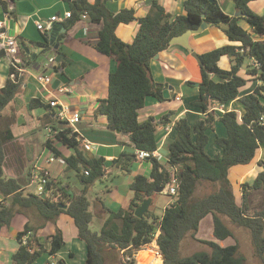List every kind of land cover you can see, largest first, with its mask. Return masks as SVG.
<instances>
[{
    "label": "trees",
    "instance_id": "16d2710c",
    "mask_svg": "<svg viewBox=\"0 0 264 264\" xmlns=\"http://www.w3.org/2000/svg\"><path fill=\"white\" fill-rule=\"evenodd\" d=\"M67 1L72 16L61 22L62 26L69 28L81 14L86 13L92 23L101 24L94 48L114 60L108 75L107 95L98 100L94 115L104 116L110 131L126 132L134 150L151 151L158 147L157 123L151 118L138 121V111L148 96L164 100V85L153 80L150 60L170 46V38L187 29L197 28L206 21L218 26L220 23L227 24L223 31L236 44H226L199 54V78L189 80L187 84L197 83L199 94L192 103L201 109L202 114L192 125L185 117L176 122L177 136L167 144L166 160L146 159L151 162V171L148 176L136 174L133 177L130 183L133 196L128 207L115 211L105 208L107 215L100 229L95 231L90 228L93 211L87 197L88 188L94 181L102 179L106 164L129 171L136 161L135 153L122 152L110 162L104 157L85 155L80 149L78 133L65 122L59 127L50 105L39 97H32L27 103L28 109L44 108V117L41 118L46 126L51 127L53 140L72 153L65 156L62 150L52 145L53 140L47 139L45 144L55 157H63L64 172L78 175L82 189L75 194H67L58 181L46 176L42 192L44 197L42 193L26 189L33 173L31 170L24 172L23 158L15 160L10 152L18 141L12 129L17 117L13 102L24 81L21 68H33L38 54L32 58L26 51L25 43L20 41L18 46L26 62H9L7 78L0 87V229L9 225L16 212L28 217L16 234L19 245L11 255L12 264H29L42 254L45 248L35 232L46 222H56L62 214L73 219L77 237L85 244L86 259L83 264H106V254L112 249L120 255L118 264H125L126 255L131 256L133 249L142 248L154 237L163 255L161 264H247L233 227L248 232L254 255L264 264V170L259 171L251 181L241 183L240 205L235 200L228 177L230 167L249 163L259 144L264 142V15L251 9V0H232L240 14L238 17L224 14L216 0H185L184 13L173 19L156 1H153L149 13L140 18L135 16L132 8H123L117 13L109 11L105 5L107 0ZM2 5L4 10L9 11L8 2L2 1ZM239 18L248 23L250 31L238 24ZM132 21H137L138 27L133 40L127 43L116 35L115 30L120 23ZM252 33L258 38H253ZM64 34L59 33L56 39L61 40ZM49 39V33L45 32L42 33V41L35 43L42 46L41 52L52 48ZM59 51L60 48L54 52ZM222 56L230 58L232 65L229 70L219 67L218 60ZM3 57L0 51V58ZM246 58H251L253 62L246 74L255 76L258 84L252 92L239 98L242 106L240 118L234 110L220 112L212 109L215 104L226 105L238 97L239 88L247 81L238 73ZM64 65L62 61L59 67ZM59 67L53 68L58 70ZM208 74L219 79L216 81ZM168 115H164L162 122ZM216 120L224 125L226 135L215 136L214 141L221 152L211 156L205 147L209 141L208 131L214 128ZM81 168L83 173L80 175ZM86 171L88 174H85ZM172 171H175L179 181L173 200L164 207L160 216L147 210L142 217H136L135 208L146 197H153L156 188H164ZM39 176H44L42 171ZM31 213L39 218L38 225L31 224ZM208 214L212 215L214 237L217 240L231 237L234 242L222 246L217 240L196 238L199 223ZM188 236L207 249L182 254L181 244ZM49 243L48 252L55 255L64 244L61 229H55L49 236ZM44 264L66 263L59 258L54 263L47 261Z\"/></svg>",
    "mask_w": 264,
    "mask_h": 264
},
{
    "label": "crops",
    "instance_id": "0c3cea01",
    "mask_svg": "<svg viewBox=\"0 0 264 264\" xmlns=\"http://www.w3.org/2000/svg\"><path fill=\"white\" fill-rule=\"evenodd\" d=\"M88 1L93 2V0ZM153 1L162 5L169 13L171 19L184 13L185 0H107L105 5L107 9L113 13H117L123 8H132L135 11V16L140 18L149 13ZM11 2L12 6L10 10L6 11L0 0V20L4 21L5 31L16 39L17 44L20 41L25 43L29 49V54L37 51L39 45L35 43L42 41V32L36 28V21L47 19L54 14L62 15L64 11L70 10V4L67 0H11ZM216 2L223 13L229 17L240 16L232 0H216ZM249 6L257 14L264 15V0H251ZM65 20L59 22H64ZM206 23L204 28L197 33L191 34L189 37V43L196 53L200 54L202 52H207L226 44H236L228 39V36L223 31V28L220 27V24L218 26L212 23ZM238 24L243 29L250 31L248 23L243 18H239ZM137 27V21H132L127 24L120 23L116 27L115 32L124 42L129 43L133 40ZM100 28L101 24L92 23L88 16L85 19L80 16L73 25L67 29L65 28V34L61 40L55 39L58 46L56 48L52 46L50 49L54 55L50 56L53 59L49 67H59L62 61L65 62V65L58 68V72L61 73V80L59 79L60 83L58 87L56 89L54 88L52 91L42 87L35 80V77L41 73L33 74L30 69L22 67L24 81L21 91L14 99L13 107L16 109L17 113L19 112V108L23 107L28 111V115L31 118L37 117V120L43 123L44 119L41 117H44L43 113L45 109H28L27 103L29 99L32 97H39L44 103H48L51 98L57 99L59 106H67L71 111L80 113V121L77 127L81 130L78 133L81 151L89 157H104L107 162H110L117 158L122 152H135V150L132 147L128 135L121 134V132L110 131L107 129L106 118L104 116L94 115L98 100L107 95L108 75L114 64L112 57L101 54L94 48V43ZM252 36L253 38H258V36L253 33ZM58 48H60L59 53L54 52ZM41 50L39 53H41ZM16 58L18 63L26 62V57L20 53L19 46ZM252 63L251 58H246L238 72L241 76L247 78L246 83L242 86L243 89L241 87L239 88V91L242 89L240 91L241 93L239 92L238 97L232 99L228 104L218 105L220 109L216 111L223 112L225 110H234L238 118H240L242 106L239 102V98L252 92L254 87L258 84V80L255 76L246 74V70ZM35 64H37L38 69H40V64L37 62ZM218 65L222 69L229 70L232 62L228 56H222L218 60ZM8 69L9 61L5 57L0 58V87L5 83ZM150 72L154 81L164 85V100L159 101L153 96L146 97L144 106L138 111V121L142 122L151 118L157 123L156 135L158 149L163 154H167V144L177 136L175 128L176 122L180 118L185 117L189 124L192 125L202 114L201 109L192 103L199 94L197 83L192 85L187 84V81H194L199 78V63L183 46L171 44L166 49L158 52L150 60ZM210 78L216 81L219 79L211 74ZM50 83L53 85L52 79ZM61 87H66L68 90L59 91ZM177 97H179V99H177ZM166 114L169 115L165 122H162V118ZM217 121L218 120L215 121L212 130L214 131V138L216 135H226L224 125L219 121L222 126H216ZM166 125L170 127L168 130H166ZM27 138L28 141H31L29 137ZM53 138L54 136L51 133L47 135L45 141H42L41 151L39 152L37 160L32 162V167H34V170L41 169L44 176L56 181H58L57 179L61 175L64 176L66 181L63 186L65 192L70 195L72 193L75 194L82 189L80 178L74 172H64V163L60 162L63 157H55L51 153L45 142L47 139L53 140ZM85 142L91 144V149L85 150L83 148ZM208 143L205 150L209 155L212 156L221 152V148L216 145V143L215 145H210V147H208ZM52 145L62 150L65 156L72 153L71 150L65 149L63 145L56 140H53ZM15 152L16 151H13V153ZM22 156L24 157V153ZM110 166V164H106L104 175L100 180H107L110 175L114 174L117 175V179H111L110 183H106L107 190L104 191L99 189L92 195L93 183L87 191V197L90 200V207L93 211L91 222L96 220L99 229L107 215L105 208L113 211L118 208H127L133 196V191L130 189V183L133 177L136 174L148 176L152 165L150 161L136 160L131 164L127 172L123 171L121 168ZM261 170H264V142L259 144L254 158L249 163L234 165L230 167L228 171V177L232 183L235 200L239 205L242 202L240 190L241 183L251 181ZM82 173L83 168L79 171L80 175ZM32 182L33 181L26 187L29 191H34L36 186V184ZM0 203H2L1 195ZM30 217L32 225H38L40 223L39 218L36 217L34 213H31ZM205 219L207 225L213 224L211 214H208L202 220ZM202 220L199 223V229ZM27 221L28 217L25 214L16 212L10 219L9 225H4L0 229V264H12L11 255L18 249L19 245L16 234L23 228ZM56 228L61 229L64 237V244L55 255H50L48 252L50 247L49 236L55 232ZM35 235L43 244L45 251L29 264H44L47 261L54 263L59 258L63 259L66 264H83L86 259L85 244L77 237L73 219L67 214L60 215L56 222H46L35 232ZM196 238L199 239L197 234ZM208 240L217 239H213L212 237ZM219 241L220 240H217V242ZM221 245L225 246V244ZM160 259L162 260V257H160Z\"/></svg>",
    "mask_w": 264,
    "mask_h": 264
},
{
    "label": "rangeland",
    "instance_id": "374dc122",
    "mask_svg": "<svg viewBox=\"0 0 264 264\" xmlns=\"http://www.w3.org/2000/svg\"><path fill=\"white\" fill-rule=\"evenodd\" d=\"M53 55H54V53L51 50H46V51H43L41 53H38L36 61H37V63L40 64V69L30 68V71L33 74L41 73L44 75L51 76V79L53 81V85H51V83H48L45 85V88L48 89L49 91H52L54 88L56 89L60 83V80H61V73H59L58 70L49 67L51 65L50 59L51 60L53 59L50 56H53ZM15 112H16L17 117H16V120L12 126V129H13L14 134L16 136H18V141L16 143H14L13 150L11 149L10 152H12L15 160H16V158H19V157L23 158L24 172L31 170V172L34 175L39 174V173H41L42 170L41 169H35L34 170L33 169L34 167H32V162L36 161L38 158L39 152L41 151V148H42L41 147L42 141H45L47 135L52 133V132H50L51 127L46 126L44 121H43V123H44V125H43L42 122H39L37 120V117L31 118L28 115V111L26 109H24L23 107L19 108L18 113H17V111H15ZM216 123H217L216 126L221 125V123L219 121H217ZM212 130H209L210 141L208 143V147H210V145H212V144L215 145L214 137H213L214 131H212ZM80 131L81 130H79V132ZM215 133H216V131H215ZM24 136H25V138H24ZM27 137H29L31 141H28ZM13 151H16V152L13 153ZM17 152H19V153H17ZM23 153H24V157L22 156ZM29 154H30V156H29ZM162 155L165 156L166 154L162 153ZM9 162L12 163V159L9 158ZM11 172L12 171H10V173ZM115 178L117 179L116 174L110 175L107 180H96V181H94V185L92 188L93 191L91 192V194L94 195V192H96L99 189L106 191L107 190L106 183L107 182L110 183L111 179L115 180ZM57 180L62 186H64L66 183L65 178L62 175ZM31 181H33L32 183H35V184L37 183V181L35 179L31 180ZM109 186H110V184H109ZM236 190H237V188H236ZM171 200H172V197L169 196L168 194H166L164 192V189L162 192H155L153 197H152V202L149 205L148 211L154 215L160 216L162 214L164 207L167 206L171 202ZM206 219L202 220V222L200 224V229H198V232H197V236L199 239H203V240H208L212 237H213V239H216L214 237V234H213L214 226L211 223V221H210L211 225L210 224L207 225ZM90 228L92 230H97V231L99 230V226H98V223L96 222V220L91 222ZM233 229H234L235 234L239 240L240 251L246 257L247 264H261L259 259L253 253V249H252V245H251V242L249 239L248 232L245 229L239 228V227L238 228L233 227ZM232 242H233L232 238H228V239L219 241V243L225 244V245L232 243ZM146 246H148V247H146ZM153 246L155 248L158 247L156 244V241H155V237L150 243L146 244L140 250L136 251V253H135L136 264H142L143 261H139L140 260V254L142 257H144L142 254L148 253V250H151V248H153ZM201 248L207 249V247L204 244L198 242L196 239H194L190 236L186 237L181 244L182 254H189V253H191L197 249H201ZM152 253H154V252H152ZM119 257H120V255H119L118 251L116 252L113 249L109 250L106 254V264H115V263L118 264L119 263ZM160 257H161V255L158 257L159 260L155 264H157V263L161 264L162 263V260L160 259Z\"/></svg>",
    "mask_w": 264,
    "mask_h": 264
},
{
    "label": "built area",
    "instance_id": "2783aa9c",
    "mask_svg": "<svg viewBox=\"0 0 264 264\" xmlns=\"http://www.w3.org/2000/svg\"><path fill=\"white\" fill-rule=\"evenodd\" d=\"M4 2H8V9L10 10L11 6H12V2L10 0H1ZM71 10H66L63 12L62 15H58V14H54L49 16L47 19L44 20H38L36 21V28L41 31L42 33H50L53 24L55 22H59V21H63L69 17L72 16ZM7 15V14H5ZM81 18H87V14L83 13L81 14ZM5 24L3 20H0V51L3 52L4 57L9 61L12 62L13 60L15 62H17V58L16 55L18 53V44L16 42V39L12 36L9 35L6 31H5ZM50 61H52L50 59ZM35 80L37 81V83H39L42 87H45L46 84L51 82V78L49 75H44V74H38L35 77ZM68 89L66 87H61L59 89V91H67ZM177 99H179V97H177ZM48 104L50 105V107L54 110V113L56 114V121H58L59 123L61 122H65L67 123L69 126H71L73 128L74 131H76L77 133H79V129L77 127V124L80 121V113L77 111H71L67 106H59V102L57 101V99L51 98L48 101ZM218 105H222V104H215L212 109L214 110H218L220 108H218ZM224 112V111H223ZM170 127L168 125H166V130H168ZM50 132H52V129L50 130ZM55 132V131H54ZM79 138V135H78ZM83 148L85 150H89L91 149V144L85 142L83 144ZM135 156H136V160H146V159H156L159 162H163L166 160V157L164 155H162V153L160 152V150L158 149V147L154 150H141V149H136L135 150ZM61 163H64V160L61 159L60 160ZM85 174H88V171L85 172ZM36 180V186L34 188V193L36 194H41L43 192V188L45 183L47 182V178L45 176H39V174L34 175L33 174V179L32 180ZM178 178L176 176L175 171L171 173L170 175V179L169 181L166 183L164 189V192L166 194H168L169 196L172 197L173 200V196H175L177 194V186H178ZM171 200V201H172ZM26 240V237H24V242ZM139 249H133L132 250V255H126L125 256V264H136L132 263V260L135 259V253L136 251L140 250Z\"/></svg>",
    "mask_w": 264,
    "mask_h": 264
},
{
    "label": "water",
    "instance_id": "95a60500",
    "mask_svg": "<svg viewBox=\"0 0 264 264\" xmlns=\"http://www.w3.org/2000/svg\"><path fill=\"white\" fill-rule=\"evenodd\" d=\"M209 23V22H208ZM206 21L202 22L201 25L197 28H191V29H187L185 30L184 32H182L181 34H178V35H174L170 38L169 40V45L171 44H179L181 46H183L187 51L190 52V54L196 59V61L200 64L201 63V59H200V56L198 53H196L192 46L190 45L189 43V37L191 34L193 33H197L199 32L202 28L205 27L206 25ZM220 27H222L223 29H226L228 26L227 24L225 23H220ZM65 31V27L62 26L61 22H55L53 24V27L49 33V43L50 44H53V46L56 48L58 46V43L55 42V39L57 37V35L61 32H64ZM42 49V46H39L37 51L35 52H31L30 53V56L32 58H35L37 53H39V51ZM27 53H29V49L27 48L26 49ZM33 68L34 69H38V65L37 64H34L33 65ZM208 77H210V74H208ZM62 126V123H59V127ZM79 129V128H78ZM121 134H124V135H128L126 132H121ZM163 191V188L162 187H158L154 190V192H162ZM45 194L42 193V197H44ZM152 202V197H146L145 199H143V201L135 208V211H134V215L136 217H142L144 215V213L147 212L148 208H149V205L151 204ZM159 254L161 255L162 259H163V255L161 253V251L159 250Z\"/></svg>",
    "mask_w": 264,
    "mask_h": 264
},
{
    "label": "bare ground",
    "instance_id": "6f19581e",
    "mask_svg": "<svg viewBox=\"0 0 264 264\" xmlns=\"http://www.w3.org/2000/svg\"><path fill=\"white\" fill-rule=\"evenodd\" d=\"M146 247H148V246H146ZM152 252H154V253H152ZM142 255L144 257H142L140 254V260H139V261H143L142 264H147V263L148 264H155L159 260L158 257L160 256L158 247L155 248L154 246H153V248H151V250H148V253H143Z\"/></svg>",
    "mask_w": 264,
    "mask_h": 264
}]
</instances>
